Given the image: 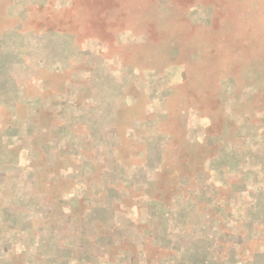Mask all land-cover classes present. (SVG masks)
Returning a JSON list of instances; mask_svg holds the SVG:
<instances>
[{
	"label": "rangeland",
	"instance_id": "obj_1",
	"mask_svg": "<svg viewBox=\"0 0 264 264\" xmlns=\"http://www.w3.org/2000/svg\"><path fill=\"white\" fill-rule=\"evenodd\" d=\"M0 264H264V0H0Z\"/></svg>",
	"mask_w": 264,
	"mask_h": 264
}]
</instances>
